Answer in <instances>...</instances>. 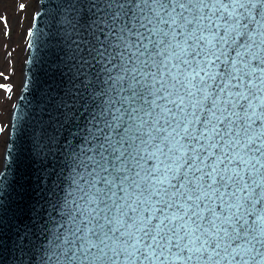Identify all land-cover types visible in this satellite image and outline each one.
<instances>
[{
    "label": "snow or ice",
    "instance_id": "1",
    "mask_svg": "<svg viewBox=\"0 0 264 264\" xmlns=\"http://www.w3.org/2000/svg\"><path fill=\"white\" fill-rule=\"evenodd\" d=\"M63 6L102 90L46 264H264V0Z\"/></svg>",
    "mask_w": 264,
    "mask_h": 264
},
{
    "label": "water",
    "instance_id": "2",
    "mask_svg": "<svg viewBox=\"0 0 264 264\" xmlns=\"http://www.w3.org/2000/svg\"><path fill=\"white\" fill-rule=\"evenodd\" d=\"M66 2L37 0L28 29L0 168V264H46L68 226L60 227L73 161L91 147V97L102 89L96 70L74 60L61 39Z\"/></svg>",
    "mask_w": 264,
    "mask_h": 264
},
{
    "label": "rangeland",
    "instance_id": "3",
    "mask_svg": "<svg viewBox=\"0 0 264 264\" xmlns=\"http://www.w3.org/2000/svg\"><path fill=\"white\" fill-rule=\"evenodd\" d=\"M20 4L26 5L24 9ZM37 8V0H0V84L10 85L8 89L0 88V104L10 103L8 115L0 124L4 131L0 134V168L6 145L10 116L16 97L21 89L24 61L27 53L28 29ZM26 36V42H24ZM7 77V79H5ZM4 109L0 106V115Z\"/></svg>",
    "mask_w": 264,
    "mask_h": 264
},
{
    "label": "bare ground",
    "instance_id": "4",
    "mask_svg": "<svg viewBox=\"0 0 264 264\" xmlns=\"http://www.w3.org/2000/svg\"><path fill=\"white\" fill-rule=\"evenodd\" d=\"M26 42V36H24V44ZM0 106L4 109L0 115V124L4 122L6 114L8 115L9 112V107H10V103H8L7 101H4L3 103L0 104ZM4 127H2V131H4ZM1 131V132H2ZM0 132V134H1Z\"/></svg>",
    "mask_w": 264,
    "mask_h": 264
}]
</instances>
